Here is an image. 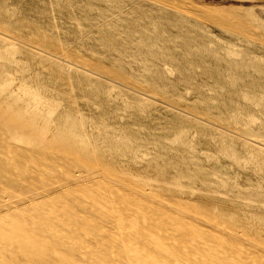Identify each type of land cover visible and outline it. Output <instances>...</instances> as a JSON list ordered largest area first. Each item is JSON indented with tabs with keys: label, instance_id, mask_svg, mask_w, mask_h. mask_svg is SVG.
<instances>
[{
	"label": "rangeland",
	"instance_id": "rangeland-1",
	"mask_svg": "<svg viewBox=\"0 0 264 264\" xmlns=\"http://www.w3.org/2000/svg\"><path fill=\"white\" fill-rule=\"evenodd\" d=\"M0 264H264V0H0Z\"/></svg>",
	"mask_w": 264,
	"mask_h": 264
}]
</instances>
